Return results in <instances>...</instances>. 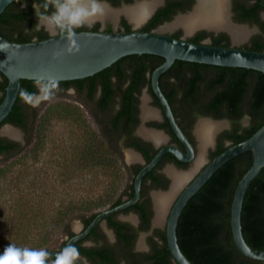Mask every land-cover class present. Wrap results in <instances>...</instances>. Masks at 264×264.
Masks as SVG:
<instances>
[{"label": "trees", "instance_id": "obj_1", "mask_svg": "<svg viewBox=\"0 0 264 264\" xmlns=\"http://www.w3.org/2000/svg\"><path fill=\"white\" fill-rule=\"evenodd\" d=\"M36 2L37 0H16L7 7L0 17V33L4 38L15 43H30L51 37L48 31L36 28L37 18L33 7ZM167 11L166 8L160 9L143 31L152 32L158 24L171 20L172 17L167 15ZM124 26L127 32L132 31L130 25L124 23ZM197 37L191 42L199 43L198 40L202 36L199 34ZM175 38L179 39L178 36ZM214 46L222 47L219 42H216ZM256 51L264 52V48ZM164 62V58L156 55H132L120 59L94 76L60 82L59 87L62 90L75 87L79 96L85 98L86 107L103 131V138L95 141L91 155L97 159L122 155L120 140L123 137L131 139L132 124L136 121L138 123L136 116L139 96L145 87L152 92L151 75ZM7 86L8 79L0 73V105L6 96ZM160 86L177 118L176 91L182 90L180 99L188 114L194 115L195 118L204 116L215 120L231 121V128L219 136L218 148L211 153V160L230 145L247 140L264 125V73L262 72L178 60L161 76ZM21 90L36 92L35 81L23 80L20 92ZM154 98L155 104L161 107L159 100L155 96ZM22 101L19 93L17 102L5 123L12 122L18 126H26L28 114L25 113V107L29 104L25 102V106L21 104ZM246 117L249 118V124L243 126L242 120ZM160 126L173 133L167 121ZM127 145L141 151L147 163L158 152V149L142 146L135 141H129ZM10 150V144L0 138V153H9ZM171 157L177 161L173 155ZM253 161L252 152L244 153L229 161L184 208L177 227L178 243L193 264H264L263 261L246 257L238 249L231 227V210L235 192ZM177 162L181 167L187 166ZM160 165L161 163L145 176L140 201L125 211L139 212L143 223L146 224L143 226L144 230L150 228L152 218L151 199L144 189L145 183L148 180H154L155 185L163 190H166L169 185L168 180H161V177L156 175ZM126 168L134 176L133 183L126 192L127 200H129L134 197L135 177L143 166L133 165ZM124 202L120 198L108 209L115 208ZM85 212L81 210L75 216H64L62 219L60 227L70 238L74 236L71 231L74 220H82L87 228L101 211L91 215ZM115 216L112 215L107 220L117 230L121 239L128 243L131 239L127 234L129 227L115 222ZM241 223L247 244L254 249L264 250V168L248 188ZM93 233L94 231L91 234ZM160 237L162 244L155 245L156 253L152 256L151 264H172L174 258L168 248L166 231H163ZM66 243L67 241L63 243L62 249ZM81 243L78 242L75 247L92 264H108L115 256L110 247L87 249L82 247ZM46 250L49 251L50 248Z\"/></svg>", "mask_w": 264, "mask_h": 264}, {"label": "rangeland", "instance_id": "obj_2", "mask_svg": "<svg viewBox=\"0 0 264 264\" xmlns=\"http://www.w3.org/2000/svg\"><path fill=\"white\" fill-rule=\"evenodd\" d=\"M123 10L120 13H124ZM173 21L169 25L175 22ZM132 25L137 29L143 26ZM164 27L162 31L171 30ZM176 28L172 31L178 29ZM50 32L56 35V31ZM194 33L188 34L184 29L185 38L192 37ZM145 94L149 95L148 92ZM145 96L144 93L141 96L143 111L145 99L148 105V98ZM149 106L152 107L151 102ZM32 108L30 131L6 125L4 128L9 127L17 133L14 138L5 134L4 128L0 131V135L19 141L23 149L14 157L0 156V252L10 243L34 249L59 248L67 240L60 227L64 216H75L81 210L86 211L87 215L102 212L118 199H126V192L134 179L133 173L126 167L144 163L143 160L130 163L128 150L125 149L121 151L122 155L111 156L113 158L97 159L91 155L95 141L101 140L103 135L85 105V98L78 97L74 91L56 92L53 99ZM219 122H224L225 125L217 134L230 129L231 121L225 119ZM248 124L249 118L246 117L242 120V125ZM196 139L198 157L201 143L198 137ZM214 147L215 142L208 147L205 162L194 176L209 162L208 155ZM190 180L175 195L162 222L155 227L165 229L175 201ZM167 191L169 189L153 192V200L156 193ZM118 217L133 224L137 222L134 213H121ZM77 225L82 227L81 220H74L71 228L76 231L79 228ZM105 230L112 238V233ZM146 238L145 234L139 237V248L146 249Z\"/></svg>", "mask_w": 264, "mask_h": 264}, {"label": "water", "instance_id": "obj_3", "mask_svg": "<svg viewBox=\"0 0 264 264\" xmlns=\"http://www.w3.org/2000/svg\"><path fill=\"white\" fill-rule=\"evenodd\" d=\"M14 1L16 0H0V17ZM77 32L76 50L71 53L67 51L68 45L60 35H52L42 41L15 43L7 40L0 33V45L7 46L0 50V73L8 79L6 96L0 105V127L15 106L23 80L35 81L41 76L55 77L60 82L81 80L111 67L122 58L149 54L165 59V62L156 68L151 75V88L185 151L177 146L161 147V143L157 144L159 151L149 163H143V168L135 177L134 197L115 208L100 212L86 229L82 230L80 225L75 231L76 235L69 239L66 246L68 244L75 245L85 239L96 226L105 224L108 217L135 206L141 199L145 176L157 167L166 154L174 155L183 163L195 162L196 150L178 124L169 100L160 86L161 76L169 71L176 61L245 68L264 73V52L197 44L185 39L173 38L163 33L138 30L111 33L102 31ZM211 121L216 122V120ZM247 152L253 153L254 161L236 189L231 210V227L238 249L246 257L264 262V250L254 249L247 244L241 223L242 209L248 188L264 168L263 125L253 136L239 144L230 145L225 151L209 161L197 175H193L188 185L182 189L170 211L166 224L168 248L177 264H193L178 243L177 227L184 208L225 164ZM48 252L52 258L58 253L56 250Z\"/></svg>", "mask_w": 264, "mask_h": 264}, {"label": "flooded vegetation", "instance_id": "obj_4", "mask_svg": "<svg viewBox=\"0 0 264 264\" xmlns=\"http://www.w3.org/2000/svg\"><path fill=\"white\" fill-rule=\"evenodd\" d=\"M144 1L152 2L155 0H107V2L105 3L104 6H106L107 8H109L113 11H120V10H123L127 7L135 6V5L142 3ZM158 1L159 2L157 4V6L155 7V9L153 10V12L151 13L150 17H148L142 23L143 26L141 28L137 29V28L133 27L132 24H134V23L129 19V17L124 13H120L115 20L112 18L98 19L96 22H93V21L88 22V23L92 24L91 26L86 24L85 26L78 29L77 31H102V32H109V33H111V32H127L126 28L124 26V23L130 25L132 31H135V30L143 31V29H145V27L147 26L149 21L155 16V14L160 9L166 8V11L168 9L167 15L172 17L171 20L163 21L161 24H158V26L156 28H154L152 30V32L163 33V34L171 36L173 38H175V36H178L179 39H185L189 42L193 41L195 38H198L197 36L200 34V36H202V37L200 38V40H198L199 43H197V44H207V45L214 46L216 42H219L221 44V46L225 47V48H238V49L249 50V51L255 50V52H257L256 50L259 48H264V0H225L226 9H227V19H228L229 23L234 27H240V28L248 29L247 30L248 31L247 36L245 37L244 40H242L240 42H235L233 35L229 31H227V29H222V28L218 29V30L209 29L208 27L207 28H205V27L199 28V29L194 31L195 32L194 35L190 38L184 37V29L185 28L183 29L181 26L177 27L178 29L176 28L177 30H174V31H172V30H169V31L165 30L166 32L162 31V27L170 24V22H172L173 20L175 21L179 16L191 14L197 6L198 0H158ZM160 18H163V17H160ZM48 32L50 33L51 36L53 35L50 31H48ZM56 35H59V33L56 32ZM217 47H219V46H217ZM172 80H170V82H172ZM169 87H171V85H169ZM69 89H73L75 94L79 97V94L77 93L75 87H72ZM68 90H62L59 87L56 90V92L66 93V92H68ZM145 92L146 93L148 92L149 95L147 96L145 94ZM152 92H153V90H152ZM152 92H150L148 87H145L142 90V92L139 96L138 114L136 116V120L138 119V123L136 121L132 124L131 139L130 138L127 139V138L123 137L120 140L121 151L123 149L128 150V151H133L134 153H136L140 157L137 161L143 160L144 162H146L145 156L141 151L137 150L136 148L128 146L127 143H129V141L130 142L135 141V142L141 144L142 146H147L148 148H149V146H151L154 149H158V151H159V146H157V143L153 139L144 135V132H150V131H154L157 133L160 132V134H162L165 137L164 141L160 144L161 147L167 146V145H173V146H177L180 149H182L183 151H185L183 144L180 142V140L174 134L173 130H172L173 133H170L166 129H164L160 126L162 124H165L166 121L168 122V120L165 116V113H164L162 107L155 104V98H154L155 95H153L154 93L152 94ZM143 93H144V96L146 95L145 97L148 98V106H149V102L152 103V107L151 106H149V107L157 113V115L155 117H151V118H145L144 117L143 106L141 103V96L143 95ZM182 93H183L182 90L176 91V94L178 96V100L175 103V110H177L178 118L176 116L175 117L177 119L178 124L182 128V130L183 131L185 130L184 133L190 139V141L193 144V146L196 150V153H197V151H198L197 139H196L198 137V136L196 137L197 124L202 119H211V120H215V119L210 118V117H204V116L195 118L194 115L188 114L186 109L182 106V102L180 99ZM21 104H24L26 106V103L24 101H22ZM32 111H33V108L31 105H28L27 107H25V113L28 114L26 126H18V125L13 124L12 122H8V123L4 122L0 127V131L6 125H9L10 127H13L15 129H19V130L30 131ZM223 120H225V119H223ZM36 121H37V118H36V120H34V123ZM216 121H221V120H216ZM101 134L103 135L102 130H101ZM221 134L222 133L216 134L215 147L213 149H211V151L208 155L209 161H211V153L215 152L218 148L219 136ZM12 137L14 138L16 136H12ZM0 138L5 140L11 146V150L9 153H0V156L14 157L15 155H18L22 152V150H23L22 145L19 141H16L15 139H13L11 137H4L2 135H0ZM226 145H228V144H226ZM168 154H170V153H168ZM168 154H166L163 157V159L160 161L161 165L159 166V169L156 172V175L157 176L159 175V177H161V180L165 179V180L169 181V185H168L167 189H169L171 184H173V179L171 178V176L167 172V169L168 168H174L175 170L180 172V171L189 169V167L192 164V163H183L177 159V161H179L180 163L187 165L186 167H181L180 164L171 157L172 155H168ZM173 157L175 158L174 155H173ZM139 165L143 166V164H139ZM155 184H156V182L154 180H148L144 185V189L146 191V194H148L149 198L151 199V209H152V218L150 220V228L148 230L143 229V226L146 224L143 223V221L141 219V215L139 212H137V211L125 212L124 211L122 213H134V215L136 216V220H137L136 224H133V223H130L127 221H123V220L119 219V217H118L121 213L116 214V216L114 218L115 222H117L121 225H128L129 229H128L127 234L131 237V239L129 240L128 243L121 239L117 230L115 228H113V226L106 219L105 224H103V225L100 224L94 228L93 234H91L93 232L92 231L85 239L79 241V242H82L81 246L84 248H87V249H89V248H104V247L112 248L115 256L112 259V261L108 264H151L153 262L152 256L156 253V251L154 250V247L156 244L157 245L162 244L160 235H161V233H163V231H166V227H165V229L155 227L156 225H159L160 223L159 224L156 223L157 206H156L155 195H154V200H153V192H155V191H166L167 189L163 190L162 188H158ZM123 201H127V198L123 199ZM147 205H149V204H147ZM81 222H82L81 229L82 230L86 229L84 222L82 220H81ZM77 226L79 227V225H77ZM105 229L109 230L112 233V238H110L107 235V232ZM71 231H72V233H74V236H75L76 233L72 228H71ZM124 231L125 230H123V232ZM143 234H145L147 236L146 244H145L146 249H145V247L139 248L140 243H138V239ZM66 236H67L66 241L68 242L69 239H71V238L68 235H66ZM66 241H64V242H66ZM63 243L61 244V246L59 248L50 249V250H56L59 252L60 250H62ZM77 263H79V264H92V262L86 256H84L82 254H80V257L78 258ZM98 264H101V263H98ZM172 264H177V263L174 260V263H172Z\"/></svg>", "mask_w": 264, "mask_h": 264}, {"label": "clouds", "instance_id": "obj_5", "mask_svg": "<svg viewBox=\"0 0 264 264\" xmlns=\"http://www.w3.org/2000/svg\"><path fill=\"white\" fill-rule=\"evenodd\" d=\"M107 0H37L33 5L37 29L56 31L66 41L69 53L76 50L77 30L89 21L96 22L106 14ZM6 45H0L2 50ZM60 81L55 77L41 76L35 80L36 92L21 90L24 102L36 107L55 97ZM69 92L74 91L69 89ZM79 250L68 244L52 258L44 248L17 247L10 243L0 252V264H77Z\"/></svg>", "mask_w": 264, "mask_h": 264}, {"label": "bare ground", "instance_id": "obj_6", "mask_svg": "<svg viewBox=\"0 0 264 264\" xmlns=\"http://www.w3.org/2000/svg\"><path fill=\"white\" fill-rule=\"evenodd\" d=\"M158 0L152 2H143L131 8H126L123 12L130 18V20L136 24H142L153 12L158 4ZM104 17L99 19L113 18L116 19L120 11H112L107 8ZM92 22V21H89ZM182 26L185 28L188 34L193 33L199 28L209 29H227L232 35L235 42H240L245 39L248 34V29L234 27L227 19V9L225 0H198V4L195 11L188 16H179L177 20L171 25H166L164 29H175L176 27ZM144 117L151 118L155 117L156 113L153 109L147 105V99H145L144 105ZM203 121V122H202ZM197 127V135L200 140V151L199 156L196 158L192 168L189 171H177L173 168L168 169V173L173 179V184L168 192H160L155 194L156 206H157V219L156 223L162 222L164 214L174 199L175 195L180 189L187 183L196 171L202 166L206 159V152L210 145L214 143L217 132L225 125L224 122H215L211 120H202ZM3 132L10 136H17V133L11 128H5ZM144 135L153 139L157 144L164 141L162 134L150 131L144 132ZM129 162H135L140 157L133 151H128Z\"/></svg>", "mask_w": 264, "mask_h": 264}]
</instances>
